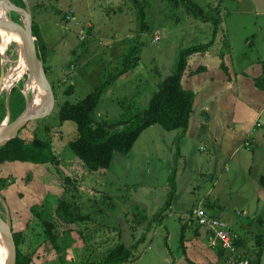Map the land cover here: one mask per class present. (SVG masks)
I'll list each match as a JSON object with an SVG mask.
<instances>
[{"label": "rangeland", "instance_id": "1", "mask_svg": "<svg viewBox=\"0 0 264 264\" xmlns=\"http://www.w3.org/2000/svg\"><path fill=\"white\" fill-rule=\"evenodd\" d=\"M7 1L17 7L8 11L9 16L24 23L25 15L19 10L25 9L24 0ZM142 1L143 19L133 0H27L32 25L40 30L37 23L44 16L56 22L59 19L65 37L49 50L52 59L46 53L42 61L53 106L46 115L27 122L20 136L50 139L59 164L1 163L0 176L5 182L0 186V214L8 217L16 230H28L34 225V207L42 217L56 221L59 234L70 229L73 242L64 253L69 264L98 262L117 244L131 247L139 238L131 260L119 264H187L180 244L183 223L184 249L192 261L227 264L229 256L227 261L219 258L210 247L213 240L220 244L215 236L191 219L200 206L244 237L252 258L259 250L256 235L261 232L260 263L264 264V152L246 139L244 131L233 130L230 142L217 153L213 142L201 137L195 126L180 136V129L167 131L153 125L128 153H115L109 167L97 171L85 168L68 145L76 137V125L59 120V107L66 101L78 102L100 80L114 74L133 46H140L137 65L103 93L95 121H118L123 115L119 102L124 99L145 108L157 83L174 71L180 50L210 39L211 22L188 13L179 0ZM193 1L219 21L227 38L219 56L222 53L223 58L229 50L235 72L240 65L252 66L253 73L261 68L264 40L258 28L264 27V16L256 13L264 12V0ZM12 50L7 49L6 61L12 58ZM1 55L0 67H5ZM26 77L17 81L8 95L1 93L0 120L8 117L11 122L26 108L32 96L25 90ZM146 94L149 98L144 100ZM171 187V205L161 219H155ZM62 196L72 199L87 218L77 224H62L54 214ZM39 230L38 226L31 230L33 240L41 243L34 252V264H60L63 254L41 241Z\"/></svg>", "mask_w": 264, "mask_h": 264}, {"label": "trees", "instance_id": "2", "mask_svg": "<svg viewBox=\"0 0 264 264\" xmlns=\"http://www.w3.org/2000/svg\"><path fill=\"white\" fill-rule=\"evenodd\" d=\"M133 1L138 8V16L143 19L144 13L142 4L144 2L142 0ZM179 1L182 2L188 13L192 14L194 17L211 22V36L207 42L193 44L180 50L174 71L157 83L156 90L151 94L145 108L136 107V103L127 102V100L124 99L119 102L123 108V115L118 121L112 124H108L104 121H95V110L103 93L112 83L131 72L137 65L139 61V45H135L129 50L123 58L121 67L114 74L100 80L82 99L76 103L66 101L59 107V120L61 122L70 120L76 125V137L69 141L68 145L72 152L83 163L84 167L89 171L108 168L115 153H128L141 133L152 125H159L167 131L176 129H180L181 131L186 130L195 97V92L185 89L182 84L184 73L188 68V58L196 53H206L214 42L219 21L216 17H212L205 12L203 8L193 0ZM20 2L23 3L22 0H20ZM40 32L39 27L33 24L32 34L36 37L35 46L37 55L44 63L46 47ZM225 45L226 43L224 47ZM220 58H222V53L220 54ZM221 68L227 71L223 63H221ZM44 70L48 77L46 66H44ZM256 84L264 88V75L256 79ZM46 130H48V128H46ZM20 131L17 136L0 146V164L4 161H31L40 164H59V159L54 152L50 139L32 136L27 140L20 136ZM4 182L5 179L0 176V186ZM173 191L174 188L171 187L167 200L154 215L155 219H161L163 214L170 207ZM31 213L34 216V225L32 228L28 230H16L11 224L16 246L15 264H34L33 255L41 243L40 241L35 242L36 239L33 240V231L31 230L37 226L40 229L38 237L41 238V241L49 242L58 254H63V256L61 255L59 258L60 264H69V262L65 260L64 253L69 243L73 242V238L69 236L70 233H72L71 230L65 229L59 234L56 230L57 223L55 220L42 217L41 213L37 209H34V207L31 208ZM54 214L62 224L67 225L77 224L87 218V214H83L72 199H67L64 196L59 200ZM260 221H262V218ZM28 225L27 222V226ZM185 228L186 223H183L181 226L180 244L183 249L184 260L187 264H198L186 255L184 249ZM262 236L263 234L261 232L256 235V245L259 247V250L256 252L254 258H252L250 252L247 251L244 237L240 235V239L236 243L237 249H239L238 251L249 259L250 264H261ZM38 237L36 236V238ZM206 240L208 241V239ZM139 241L140 238L136 240L131 247H125L121 243L117 244L98 262L83 261L80 264H119L128 262L133 257V248ZM209 243L211 244L210 247L216 249L219 258H223L226 261L228 260V253L221 244L215 242Z\"/></svg>", "mask_w": 264, "mask_h": 264}, {"label": "crops", "instance_id": "3", "mask_svg": "<svg viewBox=\"0 0 264 264\" xmlns=\"http://www.w3.org/2000/svg\"><path fill=\"white\" fill-rule=\"evenodd\" d=\"M257 14L264 16V12ZM37 24L40 26L48 58L52 59L49 50L60 45L65 37L63 23L59 19L56 22L44 16ZM258 31L264 40V27H259ZM226 41L224 32L218 26L214 44L206 53H196L188 58V68L182 84L185 89L193 90L195 97L189 124L178 135L184 136L191 126H195L201 131V137L213 142L215 152L218 153L232 137L235 132L233 130L237 129L244 131L246 139L251 143L256 142L258 148L264 152V88L256 84V79L264 75L263 64L254 73L250 65H240L235 72L231 66V54L227 50L230 48L229 43L223 58L219 56ZM221 63L226 66L227 71L222 70ZM247 71L252 73L247 74ZM147 98L148 94L144 95V100Z\"/></svg>", "mask_w": 264, "mask_h": 264}, {"label": "water", "instance_id": "4", "mask_svg": "<svg viewBox=\"0 0 264 264\" xmlns=\"http://www.w3.org/2000/svg\"><path fill=\"white\" fill-rule=\"evenodd\" d=\"M7 1V0H4ZM8 9L13 10L15 7L9 1H7ZM25 9L19 8L25 15L26 21L24 23H19L0 13V27L4 29L14 30L19 33L21 36L24 51L26 55V60L28 62L29 68L33 73L35 79L41 86L44 91V103L45 106L39 111L34 112H26L23 111L11 122L8 121L6 127L0 133V146L6 144L10 139L17 136L18 132L21 128L30 120L34 118L41 117L46 115L53 106V96L52 90L50 88V84L48 78L46 76L42 60L37 55V50L35 46V37L32 34V19H31V10L30 6L27 3V0H24ZM5 68L4 64L0 67V95L3 88V81L5 78ZM27 104V103H26ZM26 107V106H25ZM5 119V118H4ZM0 230L4 233L6 238V246H7V256L4 264H15L16 260V246L12 234L11 221L9 218H5L0 214Z\"/></svg>", "mask_w": 264, "mask_h": 264}, {"label": "bare ground", "instance_id": "5", "mask_svg": "<svg viewBox=\"0 0 264 264\" xmlns=\"http://www.w3.org/2000/svg\"><path fill=\"white\" fill-rule=\"evenodd\" d=\"M8 5L9 4L7 2L0 0V13H3L8 17H12L11 15L9 16L8 11L10 10L8 9ZM15 21L18 22V20ZM9 47H13V54L12 58L6 61L5 54ZM0 52L4 57L3 62H5L4 68L6 72L1 93H5L6 95H8L14 84L24 78V75H26L27 79L24 83L25 90H30L32 92V96L30 100L27 101L26 108L24 110L26 112H34L44 108V91L29 68L28 62L26 60L23 42L18 32L0 27ZM7 123L8 117H5L4 120H0V133L6 127ZM6 256V238L4 233L0 230V264H4Z\"/></svg>", "mask_w": 264, "mask_h": 264}, {"label": "built area", "instance_id": "6", "mask_svg": "<svg viewBox=\"0 0 264 264\" xmlns=\"http://www.w3.org/2000/svg\"><path fill=\"white\" fill-rule=\"evenodd\" d=\"M157 39L158 37H156L155 40ZM246 145L249 146L250 144L246 142ZM191 219L196 225L204 227L212 232L215 239L227 251L229 264H250L249 259L242 255L238 251L239 249H237L236 243L240 239V234L231 229L225 220L209 214L204 207L200 206L194 209ZM211 242L214 243L215 241L213 240Z\"/></svg>", "mask_w": 264, "mask_h": 264}]
</instances>
